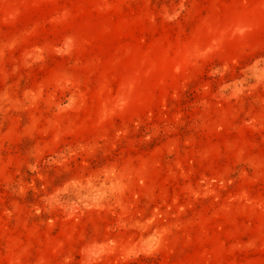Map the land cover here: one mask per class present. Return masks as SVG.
Wrapping results in <instances>:
<instances>
[{"label": "rangeland", "instance_id": "1", "mask_svg": "<svg viewBox=\"0 0 264 264\" xmlns=\"http://www.w3.org/2000/svg\"><path fill=\"white\" fill-rule=\"evenodd\" d=\"M0 264H264V0H0Z\"/></svg>", "mask_w": 264, "mask_h": 264}]
</instances>
